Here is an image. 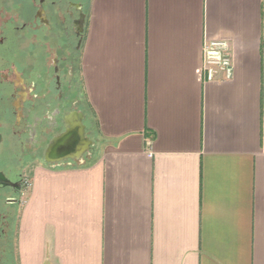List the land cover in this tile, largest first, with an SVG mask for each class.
Returning <instances> with one entry per match:
<instances>
[{
  "label": "crops",
  "instance_id": "crops-1",
  "mask_svg": "<svg viewBox=\"0 0 264 264\" xmlns=\"http://www.w3.org/2000/svg\"><path fill=\"white\" fill-rule=\"evenodd\" d=\"M79 77L98 155L29 168L18 264H264V0H91Z\"/></svg>",
  "mask_w": 264,
  "mask_h": 264
},
{
  "label": "flooded vegetation",
  "instance_id": "flooded-vegetation-1",
  "mask_svg": "<svg viewBox=\"0 0 264 264\" xmlns=\"http://www.w3.org/2000/svg\"><path fill=\"white\" fill-rule=\"evenodd\" d=\"M90 2L0 0V264H18L14 238L29 168L94 157L79 77ZM79 124L93 142L86 152Z\"/></svg>",
  "mask_w": 264,
  "mask_h": 264
},
{
  "label": "built area",
  "instance_id": "built-area-1",
  "mask_svg": "<svg viewBox=\"0 0 264 264\" xmlns=\"http://www.w3.org/2000/svg\"><path fill=\"white\" fill-rule=\"evenodd\" d=\"M201 74L204 82L218 79L228 81L233 75L229 43L226 41H205L202 47ZM28 179H24L25 189L29 187Z\"/></svg>",
  "mask_w": 264,
  "mask_h": 264
},
{
  "label": "water",
  "instance_id": "water-1",
  "mask_svg": "<svg viewBox=\"0 0 264 264\" xmlns=\"http://www.w3.org/2000/svg\"><path fill=\"white\" fill-rule=\"evenodd\" d=\"M79 125H80V128H79V130H80L79 131V134H80V139H79L80 140V143L79 144H81V142H82V144L84 146L83 147V152H86L91 147L92 142L83 137V135H84L83 126L81 124H79ZM70 132L71 131L69 130V134H70ZM75 147H76V143H74L73 147H71V148L73 149Z\"/></svg>",
  "mask_w": 264,
  "mask_h": 264
},
{
  "label": "rangeland",
  "instance_id": "rangeland-1",
  "mask_svg": "<svg viewBox=\"0 0 264 264\" xmlns=\"http://www.w3.org/2000/svg\"><path fill=\"white\" fill-rule=\"evenodd\" d=\"M88 124V123H87ZM89 128V132H90V135H91V137L93 138H95V135H93V133H91V128L90 127H88ZM99 147H100V142H95V153H94V157H93V159H95L96 157H97V155H98V149H99ZM21 203V202H20Z\"/></svg>",
  "mask_w": 264,
  "mask_h": 264
}]
</instances>
